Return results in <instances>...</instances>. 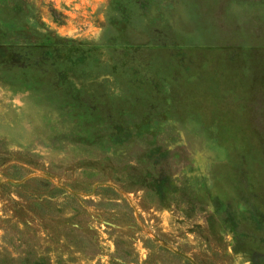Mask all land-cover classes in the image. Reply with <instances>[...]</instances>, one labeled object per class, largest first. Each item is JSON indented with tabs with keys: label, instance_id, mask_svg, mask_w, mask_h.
Listing matches in <instances>:
<instances>
[{
	"label": "rangeland",
	"instance_id": "obj_1",
	"mask_svg": "<svg viewBox=\"0 0 264 264\" xmlns=\"http://www.w3.org/2000/svg\"><path fill=\"white\" fill-rule=\"evenodd\" d=\"M0 264H264V0H0Z\"/></svg>",
	"mask_w": 264,
	"mask_h": 264
}]
</instances>
